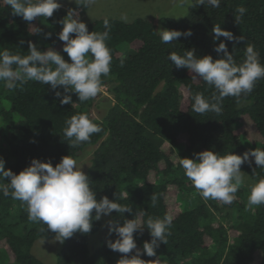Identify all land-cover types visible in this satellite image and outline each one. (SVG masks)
Segmentation results:
<instances>
[{"label":"trees","instance_id":"1","mask_svg":"<svg viewBox=\"0 0 264 264\" xmlns=\"http://www.w3.org/2000/svg\"><path fill=\"white\" fill-rule=\"evenodd\" d=\"M238 6L247 9L239 24L234 17ZM66 14L67 9L61 6L51 18H38L28 25L0 0V50L26 55L31 41L40 50L55 48L66 59L63 42L57 37L62 28L59 21ZM105 18L111 25L106 43L113 57L109 76L102 77L109 94L106 99L80 103L71 93L74 104L62 105L49 85L30 80L9 90L0 82V157L5 168L19 173L32 158L51 160L55 166L62 156L75 158L90 145L93 149L85 173L96 198L122 197L119 202L133 209L123 217L113 211V224H123L134 215L141 222L166 213L174 217L171 235L154 257L142 251L144 241L151 239L147 227L134 233L140 258L147 264H264V205L247 208L246 191L241 186L231 205L204 200L179 166L180 157L191 158L206 149L242 156L256 147L264 148V79L239 102L225 97L220 115H201L192 111L191 97L196 93L211 97L214 88L192 79L186 68L177 69L167 59L170 52L183 54L191 49L198 56L221 58L223 53L214 48L224 41L237 63L244 59L247 44H252L264 64V0H222L219 8L187 7L184 16H160L157 25L142 17L131 21L103 17L85 22L88 30L104 31ZM216 24L243 39L237 42L221 37L214 42ZM35 25L42 29L39 34L33 33ZM161 28L191 29L192 35L164 44L156 34ZM48 32L51 38L45 36ZM92 106L101 109L99 117L91 115ZM78 113H87L103 131L93 134L90 142L71 148L64 140L63 128L65 120ZM241 170L253 182L264 178V169L257 168L254 160L251 167L241 165ZM7 183L0 181L3 186ZM151 195L158 198L155 207ZM99 227V220H94L91 232H77L63 243L58 241L55 264H118L124 254L112 251L106 243L117 238L114 232L110 235L108 230L98 246L89 250V235ZM54 237L46 225L29 221L26 206L10 194L4 195L0 187V264H45L32 246L37 239ZM134 254L135 250L128 256Z\"/></svg>","mask_w":264,"mask_h":264},{"label":"clouds","instance_id":"2","mask_svg":"<svg viewBox=\"0 0 264 264\" xmlns=\"http://www.w3.org/2000/svg\"><path fill=\"white\" fill-rule=\"evenodd\" d=\"M14 16H20L28 25L38 18H51L55 10L62 5L60 0H4ZM86 9L95 4L96 0H73ZM222 0H179L181 7L208 5L219 8ZM247 9L238 6L235 10V22L240 23ZM126 20V17H121ZM62 25L57 33L63 42L62 51L69 57L64 58L60 51L53 47L40 50L36 43L28 42L27 54L14 53L8 49L0 50V82L9 90L22 87L28 81H35L49 87L60 98V104H74L71 93H75L80 103L98 96L102 88V77H108L111 71L112 54L107 46L110 38L111 25L108 18L103 20L104 31H89L86 23L79 18L76 8H69L67 14L59 21ZM36 26V25H35ZM42 29L36 26L35 34ZM213 40L221 37L227 41L243 39L236 37L232 31L221 25L213 26ZM74 34V35H73ZM156 34L164 44H172L180 37H190L191 29L175 30L161 28ZM51 38L52 33H45ZM221 58L213 59L207 54L198 56L195 49L184 50L183 54L170 52L167 59L177 69L186 68L192 73V79L204 81L214 88L211 97L203 93L192 95L191 109L197 114L222 113V102L225 97H235L237 102L242 96L250 94L258 80L264 79V64H261L255 46L247 44L244 59L237 63L227 44L220 41L215 45ZM121 66L124 58L121 57ZM63 89L61 92L59 89ZM102 127L94 122L87 113H78L65 120L63 128L64 140L71 148L81 143L90 142L93 134L101 133ZM251 157V159H250ZM253 160L257 168L264 169V148H254L238 155L229 152L220 155L211 149L194 154V157H180L179 166L191 182L197 193L204 200H215L224 205H231L235 200L241 184L245 182L241 165ZM82 165L71 155H64L53 166L51 160L32 158L31 163L15 173L5 168V160L0 157V181L6 180L3 187L4 195H11L20 201L28 213L29 221L46 225L47 231L55 233V240L63 243L77 232L87 234L93 228V221L102 216H109L113 211L123 217L125 212L132 213V207L119 202L122 197L109 199L107 196L96 198L88 175L82 171ZM10 190V191H9ZM157 196L151 195V206L157 204ZM264 205V178H260L248 186L247 205L251 209ZM173 215L161 217L149 216L141 222L134 215L133 219H124L123 224H107L109 234H116V239H108L107 246L124 254L118 264H147L141 259V249L137 247L134 233L142 232L144 226L149 230L151 239L144 241L143 253L149 257L157 255L156 249L161 243H167L171 235L170 228ZM43 230V229H42ZM135 250V254L128 256Z\"/></svg>","mask_w":264,"mask_h":264},{"label":"rangeland","instance_id":"3","mask_svg":"<svg viewBox=\"0 0 264 264\" xmlns=\"http://www.w3.org/2000/svg\"><path fill=\"white\" fill-rule=\"evenodd\" d=\"M60 3L67 10L69 8H76L79 12V18L84 22H90L103 17L118 19L126 17L124 21H131L136 17H142L155 25H157L160 16H171L177 19L184 16L188 7H181L179 0H96L95 4L88 9L83 5L77 6L73 0H60ZM68 59L69 57L66 58V60ZM108 95L105 85H102L101 92L95 97V102L106 99ZM89 111L94 117H99L101 114V109L95 106L90 107ZM92 149L89 145L75 157L80 164H84L82 165V171L84 172H86L89 165ZM244 178L245 182L241 184V187L245 189L246 195H248V186L253 183V180L246 173H244ZM180 204L182 205L184 202ZM109 221H112L111 214L109 216H102L99 220V229L89 235L88 248L90 251H93L106 235ZM57 242L55 237L50 239H37L32 246V251L45 264H55L59 249L58 245L56 246Z\"/></svg>","mask_w":264,"mask_h":264},{"label":"built area","instance_id":"4","mask_svg":"<svg viewBox=\"0 0 264 264\" xmlns=\"http://www.w3.org/2000/svg\"><path fill=\"white\" fill-rule=\"evenodd\" d=\"M106 87V86H105Z\"/></svg>","mask_w":264,"mask_h":264}]
</instances>
